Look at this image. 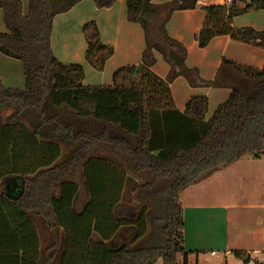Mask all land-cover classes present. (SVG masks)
Returning <instances> with one entry per match:
<instances>
[{
	"label": "trees",
	"instance_id": "1",
	"mask_svg": "<svg viewBox=\"0 0 264 264\" xmlns=\"http://www.w3.org/2000/svg\"><path fill=\"white\" fill-rule=\"evenodd\" d=\"M80 1L29 0V14L21 18L18 0H0L10 32L0 34V53L23 63L26 81L23 90H13L0 80V264L44 262L32 214L52 236L46 264H179V255L186 264L181 192L247 155L264 153V67L223 59L215 77L203 80L186 66L184 45L166 31L172 13L195 9L197 0H122L127 20L144 34L141 64L114 72L111 85H84L82 66L61 63L50 46L55 16ZM117 1L94 4L107 9ZM202 10L199 48L228 36L264 49V32L232 25L238 15L264 10V0H230ZM82 35L86 63L103 71L112 47L101 42L94 21L83 25ZM154 52L169 66L165 79L151 70ZM177 77L193 88H227L230 95L207 120L203 96L191 98L181 112L170 91ZM35 146L40 164L32 167L24 158ZM62 148L67 152L59 160ZM98 152L110 157L99 156L97 167L83 170L86 201L78 210L79 184L65 177H75ZM16 176L24 191L10 200L4 182ZM233 255L250 261L248 254Z\"/></svg>",
	"mask_w": 264,
	"mask_h": 264
},
{
	"label": "crops",
	"instance_id": "2",
	"mask_svg": "<svg viewBox=\"0 0 264 264\" xmlns=\"http://www.w3.org/2000/svg\"><path fill=\"white\" fill-rule=\"evenodd\" d=\"M168 1L152 0V3L160 5ZM226 2L227 0H197L195 9L173 12L166 24L168 35L186 48V66L197 69L203 80L215 77L223 59L253 69L264 67V49L232 40L228 36L215 37L204 48L198 47L196 36L203 27L206 16L202 8ZM18 4L20 17L26 18L29 14V0H18ZM90 21L96 23L101 42L113 49L112 56L101 72L94 71L84 58L86 44L82 27ZM232 25L237 29L251 28L264 32V10L238 15L233 18ZM0 34H10L5 22V12L1 8ZM50 46L53 56L61 63L82 66L84 85L106 86L111 85L114 72L120 68L141 64L145 42L141 27L127 20L124 1L118 0L107 9H97L94 0H81L66 13L55 16ZM153 55L155 64L151 70L159 78L165 79L169 66L158 53L154 52ZM0 80L8 89L23 90L26 85L23 63L0 53ZM170 91L176 109L181 112L185 111L191 98L205 97V120L230 95L227 88H193L183 77L173 80ZM4 114L7 116L9 112ZM61 150L59 160L67 149ZM37 151H40L37 147L31 151L34 156L29 152L27 158H24L25 163L30 166L39 165L40 156ZM99 156L110 157L104 152L92 153L77 168L76 177L80 180L75 206L78 210L86 201L83 170L89 171V168L97 167ZM72 178L75 177L68 176L65 180ZM54 190L57 193V188ZM179 201L183 217L182 246L189 253L186 264H264V153L259 158L247 155L215 171L183 190ZM48 212L52 215L50 209ZM32 218L35 227H45L44 231L49 235L45 221L36 214H32ZM53 223L56 225L54 218ZM59 233L62 235V229H59ZM96 239L94 236L93 240ZM235 251L248 254L249 263L235 258ZM178 263L183 264L181 255ZM155 264L163 262L158 260Z\"/></svg>",
	"mask_w": 264,
	"mask_h": 264
},
{
	"label": "water",
	"instance_id": "3",
	"mask_svg": "<svg viewBox=\"0 0 264 264\" xmlns=\"http://www.w3.org/2000/svg\"><path fill=\"white\" fill-rule=\"evenodd\" d=\"M8 183H12V186H9ZM4 184L6 189V196L10 200H17L22 196L24 191V180L22 177H13L9 180H6Z\"/></svg>",
	"mask_w": 264,
	"mask_h": 264
},
{
	"label": "rangeland",
	"instance_id": "4",
	"mask_svg": "<svg viewBox=\"0 0 264 264\" xmlns=\"http://www.w3.org/2000/svg\"><path fill=\"white\" fill-rule=\"evenodd\" d=\"M4 116H6V114H4ZM66 152H67V150H66ZM65 152V153H66ZM64 153V154H65ZM72 180L74 181V182H77L78 184H79V178L78 177H76L75 176V178H72ZM44 228L45 227H37V229H38V232H39V234H40V243H41V247H40V249H41V251H42V254H43V256H42V260H44V262L42 263V264H46L45 263V259H46V257H47V255H48V253H46L44 250H46V249H48V247H49V245L51 244V242H52V236L50 235V233H49V235L47 234V232H46V230L44 231ZM62 232H63V230H62ZM60 235V234H59ZM93 249V248H92ZM100 249H101V247H100ZM94 252V249L92 250V253ZM91 255V254H90ZM100 263H102V262H100ZM90 264H95V263H90ZM97 264V263H96ZM190 264H192V263H190Z\"/></svg>",
	"mask_w": 264,
	"mask_h": 264
},
{
	"label": "built area",
	"instance_id": "5",
	"mask_svg": "<svg viewBox=\"0 0 264 264\" xmlns=\"http://www.w3.org/2000/svg\"><path fill=\"white\" fill-rule=\"evenodd\" d=\"M230 2V0H227V3H229Z\"/></svg>",
	"mask_w": 264,
	"mask_h": 264
}]
</instances>
